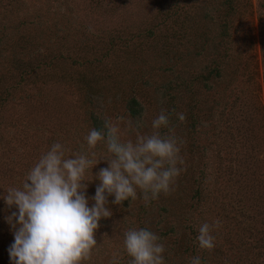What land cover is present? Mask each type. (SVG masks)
I'll return each instance as SVG.
<instances>
[{
  "label": "rangeland",
  "instance_id": "374dc122",
  "mask_svg": "<svg viewBox=\"0 0 264 264\" xmlns=\"http://www.w3.org/2000/svg\"><path fill=\"white\" fill-rule=\"evenodd\" d=\"M133 97L140 118L127 111ZM161 110L185 170L147 206L139 190L109 203L84 264H129L123 233L134 227L160 236L166 264H264V0H0V192L21 187L52 143L87 152L94 122L120 117L121 139L134 141L136 123L150 133ZM92 151L106 155L103 142ZM13 210L0 201V264ZM215 219L216 246L201 250L197 229Z\"/></svg>",
  "mask_w": 264,
  "mask_h": 264
},
{
  "label": "clouds",
  "instance_id": "9594fccd",
  "mask_svg": "<svg viewBox=\"0 0 264 264\" xmlns=\"http://www.w3.org/2000/svg\"><path fill=\"white\" fill-rule=\"evenodd\" d=\"M176 118L184 122L183 112ZM118 118L105 120L103 127H93L84 137L87 152H72L61 142H54L29 169L21 187L0 192V201L15 210L4 217L12 230L13 242L7 248L10 264H84L90 260L97 241L95 231L102 218H109V203L121 205L136 200L140 191L145 206L161 193L173 190L176 178L185 170L181 156L182 139L169 129V114L161 112L151 121V132L142 134L137 122L135 140H122ZM133 129L132 121L127 125ZM103 142L106 155L93 149ZM100 161L107 166L95 176L93 167ZM91 172V179L86 174ZM97 180L94 195H87L88 183ZM109 197H112L109 201ZM92 202L91 204L89 202ZM219 219L205 221L197 229L199 249L215 248L214 232ZM123 249L129 264H166L165 244L149 227H134L123 233ZM111 264H118L112 258ZM188 264H203L200 255L188 258Z\"/></svg>",
  "mask_w": 264,
  "mask_h": 264
},
{
  "label": "trees",
  "instance_id": "16d2710c",
  "mask_svg": "<svg viewBox=\"0 0 264 264\" xmlns=\"http://www.w3.org/2000/svg\"><path fill=\"white\" fill-rule=\"evenodd\" d=\"M26 65L27 64L25 62V66ZM64 77H67L71 81H75V82H78L80 80L79 76L73 77L71 75V76H64ZM127 111L132 118H140L142 116V107L136 97H133L129 100L128 105H127ZM94 127L97 129H100L103 126L98 122H94Z\"/></svg>",
  "mask_w": 264,
  "mask_h": 264
}]
</instances>
